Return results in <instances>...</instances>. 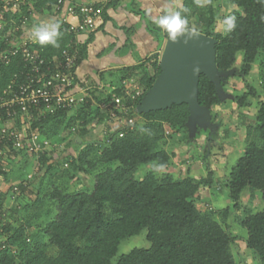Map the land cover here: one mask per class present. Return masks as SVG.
I'll return each instance as SVG.
<instances>
[{
  "label": "trees",
  "instance_id": "trees-1",
  "mask_svg": "<svg viewBox=\"0 0 264 264\" xmlns=\"http://www.w3.org/2000/svg\"><path fill=\"white\" fill-rule=\"evenodd\" d=\"M56 1L34 0L33 8L37 11L51 9ZM230 4L238 9L236 28L215 38L214 64L218 72L226 74L237 56H242L241 69L236 75L243 79L264 50V0H231ZM208 12L209 18L202 16L201 20L212 25L214 15L210 1ZM59 23V47L42 46L38 42L33 46L48 61L58 57L69 42H76V37L68 34L67 25ZM205 35L212 36L208 29H205ZM163 37L167 38L165 32ZM77 49L78 63L86 48ZM156 58L155 54L153 59ZM22 66L21 57L14 56L11 64L3 68L0 94L9 78ZM261 66L264 68V60ZM155 67L153 65V69ZM141 68L144 71L141 84L145 85V91L135 100L137 105L160 73L159 67L155 74L143 65L134 66L129 71L136 72ZM229 77L222 76L223 88ZM246 89V93L232 98L239 107L249 98L258 99L254 88L246 85ZM195 97L197 104L208 112L222 103L214 84L204 74L198 77ZM65 114L46 117L53 119ZM189 114L188 105L181 103L143 112L142 116L148 122L167 124L170 130L186 131ZM103 115L96 126L104 123L108 126L107 115ZM125 117L129 118V113ZM0 119L4 121L5 116L1 115ZM256 123L254 129L262 144L247 145L225 185L230 209L237 213L241 210V199L246 190L251 193V200L258 196L264 204V103L259 106ZM94 128H80L77 136L82 138ZM157 139L155 136L141 138L130 134L117 140L109 139L97 161L87 165L88 168H95L98 164H114L116 167L97 173L88 192L64 193L54 188L49 199L56 202V210L46 225L45 241L26 247L21 233L9 237L0 247V264H15L16 253H20L21 264H239L229 252L235 239L211 215L201 214L195 205L199 187L213 185L214 172L207 163V176L201 182L190 178L175 179L168 173L159 179L153 173L145 175L141 181L134 179L133 175L140 167L169 165L171 156L156 148ZM208 141L212 140L208 138ZM80 169L76 167V172ZM228 210L223 214L226 215ZM238 224L246 232L243 239L246 249L258 264H264V205L259 211L238 217ZM10 231L9 226L6 232ZM142 231H146L149 248H134L116 257L120 243ZM49 247L56 249L55 256L48 255Z\"/></svg>",
  "mask_w": 264,
  "mask_h": 264
},
{
  "label": "rangeland",
  "instance_id": "rangeland-1",
  "mask_svg": "<svg viewBox=\"0 0 264 264\" xmlns=\"http://www.w3.org/2000/svg\"><path fill=\"white\" fill-rule=\"evenodd\" d=\"M209 1L213 7L214 21L212 25L201 20L202 16L209 18ZM230 2L231 0H180L177 4L178 10L183 7L190 9L189 26L194 28L196 33L205 35V29H208L212 34L210 37L215 39L218 35H225L222 20L226 16H236L238 13V9L233 7ZM29 17L30 25L22 28L23 33H25V28L32 32L34 24L39 20V17L42 18L41 15L38 16L37 10ZM45 19L43 18V20ZM164 42H167V38L164 39ZM146 44L144 50L147 48L153 54L141 60L144 61L143 64L148 70L157 74L156 71H158V67L160 69V60L165 47L158 48L159 52L154 53L152 51L156 48V42L150 41L149 44ZM154 54L157 56L156 59H153ZM263 60L264 50L251 66L247 76L242 79L236 75L242 65V56L238 55L235 64L228 73L230 77L224 81V88L222 87L226 90V97H222L225 99L222 101L224 106L221 112L223 114L218 115L219 109L213 111L212 108L208 113L207 123L195 121L194 129L187 126L186 131H173L168 128L167 124L148 122L143 118L140 104L137 105L135 100H131V96L135 92H138L140 97L145 91V85L141 84V79L144 76L142 69L131 74L122 72L116 77L111 75L109 80H105L100 85H92V83L85 85L83 81V94H79L78 98H86L87 101L84 100L81 107L65 115L53 119L39 115L32 120L26 118V120L23 119L24 121H18L17 128L23 134L28 131L38 132L41 137L49 141L51 148L50 152L45 154L12 152L10 149L4 154V170L0 173V182L2 183L0 191V247L9 237L18 233H21L25 238L22 241L26 247L45 241L46 225L53 219L56 210V202L49 199V194L54 188H59L64 193L90 191L97 173L116 167L114 164H98L95 168H88L87 165L89 162L97 161L109 139L117 140L126 134L141 138L155 136L158 138L155 142L156 148L169 153L171 159L167 167L159 169L157 164L140 167L133 175L137 181H141L149 173H153L158 179L168 173L175 179L190 178L195 182H201L207 176L205 163L214 172V177L218 173L222 176L224 163L231 165L232 160L245 151L247 146L244 145L243 140L246 133L249 137L247 145L249 143L262 144L254 128L257 124L256 109L259 108L261 102L264 103L263 100H259V97L264 98V68L261 66ZM153 65H156L154 69ZM246 85L256 90L259 94L258 99L249 98L248 103L246 101L243 106L239 107L232 98L246 93ZM113 97L128 101L131 106L129 119L126 122L123 120L107 122L108 126L105 124L96 126L97 121L101 120L105 113L104 106ZM1 123L2 119H0V125ZM92 126H95L94 130L97 131L90 137L81 138L83 145H71L80 128L89 129ZM72 128L75 129L74 132H72ZM212 129L213 133L210 131ZM207 136L212 140L211 142L208 141ZM213 142L215 145L222 142L223 150L220 151L217 146L212 147ZM11 157L16 160L11 161ZM51 158L53 160H50ZM8 160L9 162H7ZM15 164L19 166L16 168L17 171L13 170ZM25 164L26 166L22 167ZM76 167H80V171L76 172ZM18 171L23 176L16 174ZM224 173L226 174L227 171ZM19 176L22 178L15 181ZM29 179L33 184L29 193L23 195L22 200L17 195L20 189L13 190V188H17L14 186L19 185L21 180L27 182ZM220 180L216 185L214 183V194L212 187H199V196L195 200L196 208L203 215H211L235 239L229 247V252L239 264H258L245 247L243 239L246 232L238 224V217L259 211L264 204L258 196L251 200V193L246 190L242 195L240 212H233L230 209V202L226 203L227 191L224 188V179ZM227 208H229L228 213L224 215L223 212ZM9 226L11 231L7 233L6 229ZM145 237L146 231H142L137 236L123 240L118 247L116 257L126 254L134 248H149L150 244ZM19 254L15 255V264H21ZM56 254L55 248H48L49 256Z\"/></svg>",
  "mask_w": 264,
  "mask_h": 264
},
{
  "label": "built area",
  "instance_id": "built-area-1",
  "mask_svg": "<svg viewBox=\"0 0 264 264\" xmlns=\"http://www.w3.org/2000/svg\"><path fill=\"white\" fill-rule=\"evenodd\" d=\"M33 5L34 0H0V77L3 68L11 64L14 56H20L23 63L0 94V118L1 115L5 116L0 125L1 171L4 170L3 156L8 149L29 154L50 152L51 145L47 139L35 131L23 134L17 128L18 121L26 118L32 120L39 115L55 116L72 112L84 102V98H78L79 94H83V89L75 75L77 42H69L58 57L48 61L33 49L36 41L31 32L25 28L23 33L22 28L30 25V14L36 12ZM54 10L74 19L65 24L68 34L75 37L92 31L101 13L95 4H78L73 0H57ZM26 30L29 35H24ZM137 97L139 93L135 92L131 100ZM104 108L109 123L129 119L125 115L130 113L131 106L121 98H111Z\"/></svg>",
  "mask_w": 264,
  "mask_h": 264
},
{
  "label": "crops",
  "instance_id": "crops-1",
  "mask_svg": "<svg viewBox=\"0 0 264 264\" xmlns=\"http://www.w3.org/2000/svg\"><path fill=\"white\" fill-rule=\"evenodd\" d=\"M73 1L78 4H93V5L95 4L101 9L100 16L95 21V28L89 33L76 36V42L78 44L77 47L86 48L82 59L77 63V67L75 69L76 78L82 84L81 86L83 89L84 88L83 81L85 85L91 83L92 85H100L105 80H109L111 75L113 77H116L117 75H120L122 72L131 74L133 73V71H129L130 68L137 65L145 66L143 64L144 61H142L141 59L145 58L146 56H147L146 58H148L153 54L149 52L147 48L146 50H144V45L146 43L149 44L150 41L156 42V48L154 51H152L154 53L159 52L157 51L158 48H162L166 46V43L164 42L165 38L163 37L164 31L158 28L153 21L157 17L163 14L166 7H171L175 10H178L179 6L177 3L180 0H119L114 4L110 2H106L105 0H73ZM37 12H38V16L41 15L42 18L39 17V20H37L34 26L40 24L52 23V22L65 23V22L74 21V19L67 17L65 13L56 12L54 8L51 9L44 8ZM104 17H106V19H104ZM43 18L46 19L43 20ZM26 35H29L28 30H26ZM141 69L143 70V68ZM225 91H223L222 89L223 96L226 97ZM259 98H260L259 100H263L264 102V98L261 97ZM84 100L87 101L86 98H84ZM221 100L224 101L225 99L221 98ZM222 103L218 106L213 107V111L217 108L219 109V111L217 112L218 115L223 114V112H221L224 106ZM258 109L259 108L256 109V117H257ZM92 130L94 129L89 130L85 136L90 137L91 134L97 131V130L94 131ZM210 131L211 133L214 132L213 129ZM208 137L209 136H207V138ZM76 138L79 137L76 136L73 142L72 143L70 142L71 145L74 146L83 145L82 139L79 138L77 140ZM248 140L249 137L246 133L243 140L245 146H247L246 143ZM214 146H217V148L221 151L223 150L224 145L222 142H220L218 145H215V142H213L212 147ZM243 154L244 152L240 156H238L235 160H232L231 165H227L224 163L222 176H220L219 173L218 174L216 173L218 176L215 174L216 176L213 177V185L211 186L213 194L215 193L214 183L216 185V183H218L217 181L220 182L221 181L220 179L222 178L224 179L223 183L225 188L228 178L230 177L232 171L234 170L237 161ZM10 160L15 161L16 159L14 157H11ZM58 160L60 161V158ZM7 162H9V160ZM15 166H13L14 167L13 170L17 171L16 168H18L19 166L17 164H15ZM25 166L26 164L22 165V167ZM224 171H227V173L225 174ZM19 172L20 171H18L16 174H19ZM19 175H22V173ZM22 176H19V178L16 179L15 181L20 180ZM22 181L23 180H21L22 184L19 183V185H16L14 187H17V190L20 189L17 195H19L20 196L19 198L23 200L22 198L23 195L29 193L33 183L30 179L27 180V182L26 181L22 182ZM1 185L2 183L0 184V191H1ZM199 192L197 196H199ZM227 201L229 202L228 196L226 197V203Z\"/></svg>",
  "mask_w": 264,
  "mask_h": 264
},
{
  "label": "water",
  "instance_id": "water-1",
  "mask_svg": "<svg viewBox=\"0 0 264 264\" xmlns=\"http://www.w3.org/2000/svg\"><path fill=\"white\" fill-rule=\"evenodd\" d=\"M183 40L182 37L178 43H172L167 39L160 60V73L141 101L140 111L148 112L186 103L190 113L187 126L194 129L195 121L207 123L208 119V111L196 102L199 75L204 74L209 78L222 98L221 77L228 76V73H220L215 67V39L194 32L187 44Z\"/></svg>",
  "mask_w": 264,
  "mask_h": 264
},
{
  "label": "clouds",
  "instance_id": "clouds-1",
  "mask_svg": "<svg viewBox=\"0 0 264 264\" xmlns=\"http://www.w3.org/2000/svg\"><path fill=\"white\" fill-rule=\"evenodd\" d=\"M190 9L183 8L175 10L171 7H166L163 14L157 17L153 22L158 28L167 34V38L172 43H178L183 37V42L188 43L189 39L193 38L195 29L189 26L188 14ZM222 26L225 34L230 33L236 28V17L226 16L222 20ZM32 37L40 45H52L59 47L58 37L60 33V23L52 22L34 26L32 29ZM159 169H164V164L157 165Z\"/></svg>",
  "mask_w": 264,
  "mask_h": 264
}]
</instances>
